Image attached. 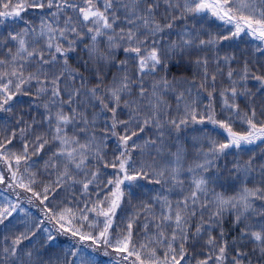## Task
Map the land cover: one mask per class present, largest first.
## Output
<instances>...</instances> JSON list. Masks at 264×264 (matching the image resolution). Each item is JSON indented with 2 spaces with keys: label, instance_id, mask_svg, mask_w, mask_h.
Returning a JSON list of instances; mask_svg holds the SVG:
<instances>
[{
  "label": "snow or ice",
  "instance_id": "6c2138e0",
  "mask_svg": "<svg viewBox=\"0 0 264 264\" xmlns=\"http://www.w3.org/2000/svg\"><path fill=\"white\" fill-rule=\"evenodd\" d=\"M0 264H264V0H0Z\"/></svg>",
  "mask_w": 264,
  "mask_h": 264
}]
</instances>
